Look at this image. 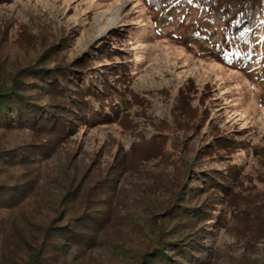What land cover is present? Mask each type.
Instances as JSON below:
<instances>
[{"label": "rangeland", "instance_id": "1", "mask_svg": "<svg viewBox=\"0 0 264 264\" xmlns=\"http://www.w3.org/2000/svg\"><path fill=\"white\" fill-rule=\"evenodd\" d=\"M195 3L171 5L154 21L145 0H0V77L40 57L52 66L86 55V82L103 92L105 67L127 70L108 123L80 122L59 134L0 129V181L27 192L0 210L7 228L0 264L70 208V215L90 208L105 225L96 246L71 251L67 264H136L155 227L170 226L164 210L199 171L222 175L221 189L209 186L200 198L225 218L199 239L210 248L205 264H264V9L250 41L238 39L233 51L220 22ZM102 43L111 51L100 56ZM25 80L33 101H65L46 96L39 79ZM12 147L29 158L8 164ZM77 183L74 198H62Z\"/></svg>", "mask_w": 264, "mask_h": 264}, {"label": "trees", "instance_id": "2", "mask_svg": "<svg viewBox=\"0 0 264 264\" xmlns=\"http://www.w3.org/2000/svg\"><path fill=\"white\" fill-rule=\"evenodd\" d=\"M183 1L145 0V5L153 14V20L158 21L163 19L162 16L171 5H180ZM194 5L199 7L204 17H214L220 22L225 45H231L232 50L235 51L236 41L241 38L250 41L249 34L259 27L264 0H196ZM228 40L232 42L229 43ZM99 51L102 56L111 49L109 45L102 43ZM216 51L212 53L222 61L221 53L225 50L221 48ZM117 52L115 55H119ZM90 60L91 58L83 55L70 61L64 59L53 61L54 64L51 66L49 58L47 61L46 58L44 60L40 57L39 61H44L41 62L43 64L32 63L7 78L0 77V129L25 128L37 129L39 132H42L40 131L42 129V133H48L50 127L52 132L49 133L59 134L70 130L76 123L101 124L114 119L118 115L119 108L113 106L115 104L110 98L119 97V101H123L122 91L125 88L118 86L117 80L118 77L124 79L127 70L117 64L105 67L104 73L107 75L102 80H106L107 89L105 88L103 92L101 89L99 92L97 86L94 87V83L86 82L90 72L87 68ZM260 63L264 68V53ZM108 74L113 77L114 82H110ZM27 76L42 82L40 85L47 91L46 96L62 97L65 101L62 103L48 99L45 100V104L39 98L36 102L33 101L25 91L31 89V83L25 80ZM6 151L8 164L21 165L24 159L22 157L30 156L26 152H18L16 147ZM220 176L222 175L199 171V176H193L181 186L173 203L164 210L162 216L164 221L171 223L170 226L155 227L158 231L151 235L153 239L150 238L148 246L140 253L136 264H205L207 259H210L209 246L199 239H202V236L204 239L210 238L213 230L225 218L217 212L215 205H210L200 197L206 193L209 186L213 189H221L216 183ZM69 182L71 185L74 181L70 179ZM78 185L80 183H77V188H67L62 198H74L73 190L77 192L80 188ZM26 193L18 184L0 181V210L17 206ZM69 210L54 215L50 223L44 225L40 233L32 239L33 241L28 242L21 252L20 248L10 264H67L66 260L71 251H74V254L82 251L86 255V250L94 248L97 243L95 235L105 225L102 224L104 216L97 215L90 208L87 211L80 209L79 212L76 211L71 215ZM0 226H2L0 229V259H2V240L7 228L1 222ZM22 244L24 243L19 245Z\"/></svg>", "mask_w": 264, "mask_h": 264}]
</instances>
